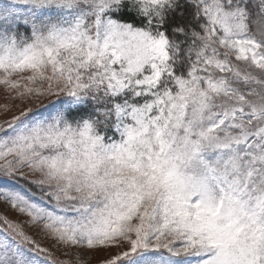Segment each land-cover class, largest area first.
I'll return each instance as SVG.
<instances>
[{"label":"snow or ice","instance_id":"snow-or-ice-1","mask_svg":"<svg viewBox=\"0 0 264 264\" xmlns=\"http://www.w3.org/2000/svg\"><path fill=\"white\" fill-rule=\"evenodd\" d=\"M0 87V264H264V0H0Z\"/></svg>","mask_w":264,"mask_h":264},{"label":"rangeland","instance_id":"rangeland-1","mask_svg":"<svg viewBox=\"0 0 264 264\" xmlns=\"http://www.w3.org/2000/svg\"><path fill=\"white\" fill-rule=\"evenodd\" d=\"M7 103L10 107L13 105V101L9 98L8 93H6L2 87H0V118H2L5 113L3 111L4 104ZM18 103V102H17ZM10 217L14 218V213H9ZM71 259L75 262L77 260V254H73ZM96 259L98 256L96 254H89L88 256L80 255L79 260L81 264H96Z\"/></svg>","mask_w":264,"mask_h":264}]
</instances>
